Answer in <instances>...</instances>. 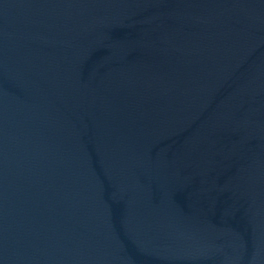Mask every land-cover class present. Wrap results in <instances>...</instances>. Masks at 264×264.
Returning a JSON list of instances; mask_svg holds the SVG:
<instances>
[{
  "label": "water",
  "instance_id": "obj_1",
  "mask_svg": "<svg viewBox=\"0 0 264 264\" xmlns=\"http://www.w3.org/2000/svg\"><path fill=\"white\" fill-rule=\"evenodd\" d=\"M0 264H264V0H0Z\"/></svg>",
  "mask_w": 264,
  "mask_h": 264
}]
</instances>
